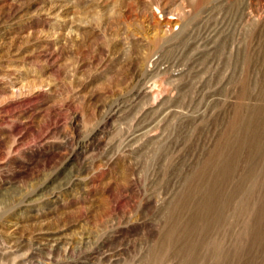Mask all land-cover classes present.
<instances>
[{"label":"rangeland","instance_id":"1","mask_svg":"<svg viewBox=\"0 0 264 264\" xmlns=\"http://www.w3.org/2000/svg\"><path fill=\"white\" fill-rule=\"evenodd\" d=\"M102 1L0 0V264H264V0Z\"/></svg>","mask_w":264,"mask_h":264},{"label":"bare ground","instance_id":"2","mask_svg":"<svg viewBox=\"0 0 264 264\" xmlns=\"http://www.w3.org/2000/svg\"><path fill=\"white\" fill-rule=\"evenodd\" d=\"M104 1V0H103ZM103 1H102V4H103ZM107 1V0H106ZM117 1V0H116ZM165 0H152V3H153V5H155L157 8H156V10H158L159 12H160V14H162L164 17H168V15H175V16H177L178 18H181L182 17V14L180 13V12H178V13H175V12H173L171 9H170V7H168L167 6V4H164L163 2H164ZM108 2V1H107ZM110 2V1H109ZM115 4V3H114ZM113 4V5H114ZM126 6V5H125ZM170 6V5H169ZM106 9H107V7H105ZM119 8V7H118ZM103 9V8H102ZM106 9H103V10H106ZM114 9V8H113ZM122 9V8H121ZM116 10V9H115ZM104 12V11H103ZM121 12V11H120ZM124 12V11H123ZM125 14V13H124ZM123 15V14H122ZM173 17V16H172ZM103 18V17H102ZM121 18V17H120ZM119 18V19H120ZM129 18V17H128ZM177 18V19H178ZM119 19H118V22H120L119 21ZM124 19V18H123ZM122 19V20H123ZM124 21H126V20H124ZM105 22V21H104ZM106 23V22H105ZM114 23H115V21H114ZM127 23V22H126ZM108 24V23H107ZM106 24V25H107ZM112 24V23H111ZM116 24V23H115ZM114 24V25H115ZM121 24V23H120ZM109 25V24H108ZM117 25H119L118 23H117ZM127 25V24H126ZM109 26H111V25H109ZM121 26V25H120ZM129 26V25H128ZM107 27V26H106ZM116 27V26H115ZM104 28H105V26H104ZM111 28H112V26H111ZM111 28H109L110 30H111ZM106 29V28H105ZM118 29V28H117ZM120 29V28H119ZM103 30V29H102ZM103 31H105V30H103ZM213 31H214V29H213ZM107 32H109L108 30H107ZM112 33V32H111ZM104 35V34H103ZM102 35V36H103ZM108 35V34H107ZM210 35V34H209ZM108 36H110V34L108 35ZM209 37V36H208ZM210 38V37H209ZM195 43H196V41H195ZM203 45V44H202ZM114 50V49H113ZM104 51V50H103ZM112 51V50H111ZM115 51V50H114ZM167 62V61H166ZM151 87V86H150ZM143 88V87H142ZM155 88V87H154ZM141 91V90H140ZM116 109V108H115ZM117 110V109H116ZM114 111V110H113Z\"/></svg>","mask_w":264,"mask_h":264}]
</instances>
